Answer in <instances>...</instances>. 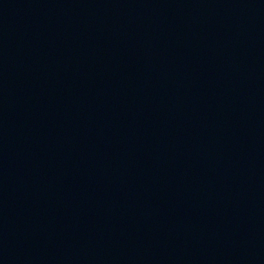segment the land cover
Returning <instances> with one entry per match:
<instances>
[{"label":"water","instance_id":"water-1","mask_svg":"<svg viewBox=\"0 0 264 264\" xmlns=\"http://www.w3.org/2000/svg\"><path fill=\"white\" fill-rule=\"evenodd\" d=\"M0 264H264V0H0Z\"/></svg>","mask_w":264,"mask_h":264}]
</instances>
